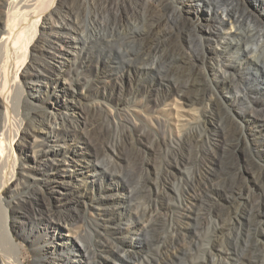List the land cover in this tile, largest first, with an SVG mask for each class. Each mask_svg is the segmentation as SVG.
I'll return each mask as SVG.
<instances>
[{
    "label": "bare ground",
    "instance_id": "obj_1",
    "mask_svg": "<svg viewBox=\"0 0 264 264\" xmlns=\"http://www.w3.org/2000/svg\"><path fill=\"white\" fill-rule=\"evenodd\" d=\"M62 1L67 6L60 11L57 6L51 7L53 0H0V191H11L22 184V181L39 182L42 185L40 198L48 196L58 200L64 197V209L53 212L49 208L46 211L47 238L42 239L44 245H52L55 250L66 252L61 257L62 260L44 258L42 264H82L85 254L89 253L88 245L76 246L72 239L80 238V230L68 228L74 223L70 212L73 207L82 212V215L90 214V218L94 217L99 226L103 227L107 222L114 223L117 220L118 228L123 220L130 227L142 222L137 215H126L124 203L133 193L128 183L121 173L108 171L109 165H121L125 158L117 149L119 144L150 152L146 141L152 137V130L157 129L160 134H153L155 141L158 147L167 151L174 140L181 142L185 128L190 130L192 124L197 125L203 115L211 112L216 94L210 90V82L213 84L215 81L214 85L227 89L226 94L231 101L235 102L244 96L250 103L256 102L262 95L250 97L249 93H253V90H248L247 87H258L264 83V71L261 68L263 63L257 55L259 49H255L262 48L264 53V20L260 31L252 33L256 34L257 40L253 49L245 41L249 34L240 30V14L230 5L231 0H196L198 8L205 9L207 18L212 22L207 25L206 34L199 39V52H195L198 59L206 64L203 69L196 68L193 63L181 65L182 60L193 58V54L187 50H171L161 60H165V63L154 59L155 55L165 53L167 44L163 38L169 34L168 29L159 27L158 22L151 23L147 30H139L130 36L129 43L142 40L137 49L114 50L111 46L113 40L105 38L101 30L107 23L104 21V11L112 13L119 7L116 6L117 3L99 5L95 0ZM251 1L255 9L264 15V0ZM154 3V0L124 2L127 12L124 24L133 26L134 17L143 13L145 18L151 17L149 11L156 9ZM83 7H95V13L91 16L95 26L91 27L88 36L86 32L90 28L82 24L77 13ZM46 11L48 21H54V25L48 27L43 24V28L38 30L40 16ZM108 25L117 31L116 34L119 33L120 26L117 22ZM24 35L26 39L23 38ZM99 38L104 40L105 47L95 49L92 45ZM149 39L152 45L146 47ZM32 41L33 45L30 46ZM25 61L21 69L20 64ZM126 62L130 66L120 68ZM125 68L132 71L130 75L133 74L137 80L129 88L118 75ZM244 68L246 75L241 77V81L245 85V91H241L235 84L237 73H242ZM169 73L172 77H169ZM147 83L155 85V88H164L162 95H156L147 102L142 97L138 98ZM16 89L20 90V95L26 90L28 96L40 98L45 104H42L40 110L21 118L19 110H22V100L14 103L12 97V92ZM131 104L134 105V111L121 110L124 114L120 117L128 121V129L123 126L119 131L118 126L123 123L115 117L121 112L119 109H123L121 107ZM160 104L170 105L174 112L173 126L160 114H155V107ZM185 104H189L191 108L185 109ZM254 111L252 112L255 113ZM261 112L262 118L252 117L250 120L253 131L260 135L256 140L258 146L264 151V110ZM11 113H16L18 120L12 121ZM180 117L185 120L180 121ZM186 132L189 133L188 130ZM171 148L176 154L182 151L180 149L178 152V148L174 146ZM63 161L67 165H63ZM180 163L182 162L167 158L165 173L174 175L175 170H181ZM219 177L215 171L205 174V195L233 193L236 188L231 185L220 183L219 186V181L213 183ZM107 181L109 185L104 184ZM90 192L91 200L88 202L86 197L89 198ZM194 197L190 193L181 203L182 217L190 216L189 201ZM105 199H108V203ZM1 201L0 198V204ZM27 201L22 202L20 207L9 206L8 210L34 212L35 208H28ZM67 204L72 205L64 211ZM149 209L148 211L152 210ZM223 228L224 225L218 223L214 231ZM128 238L130 242L125 246L132 247L136 241L133 236ZM7 244L15 246L8 238ZM128 249L117 244L110 247L109 251L103 248L98 255L99 263L134 264V255ZM211 251L209 250L210 253ZM5 253L0 252V264H23L18 250L15 254Z\"/></svg>",
    "mask_w": 264,
    "mask_h": 264
},
{
    "label": "rangeland",
    "instance_id": "obj_2",
    "mask_svg": "<svg viewBox=\"0 0 264 264\" xmlns=\"http://www.w3.org/2000/svg\"><path fill=\"white\" fill-rule=\"evenodd\" d=\"M95 1L99 5L117 3L116 6H119L112 13L104 11L103 17L107 23L105 22L103 31L101 30L103 36H106L105 38L113 40L111 46L114 50L117 48L137 49L142 40L129 43L130 36L139 30H147L151 23L158 22L159 27L168 29L169 34L163 38L167 44L165 53L155 55L156 61L163 60V57L168 56L171 50L176 52L187 50L193 54L195 59L191 58L188 60L189 62L182 60L181 65L186 66L193 63L198 69L205 68L206 64L198 59L196 54L200 50L201 42L199 39L206 34L207 25L212 24V22L207 18L206 10L198 8L196 0H154L156 9L149 11L151 17L145 18L144 13L135 16L134 25L130 27L124 24L126 23L127 12L123 4L131 0ZM231 1L230 5L233 6L237 14H240L238 18L240 30L249 34L245 41L254 49L257 40L256 34L252 35V33L260 31L264 15L255 9L251 0ZM52 3L51 7L57 6L60 11L67 6L62 0H53ZM158 4L160 5L158 6ZM94 10L95 7H88L87 9L83 7L77 11L82 24L90 28V31L86 32L87 36L90 35L91 27L95 26L91 21L92 13H95ZM47 13L46 11L40 16L38 30L43 28V24L48 27L51 24L54 25V21H48ZM112 22L119 24V33L116 34L117 31L108 25ZM23 38L26 39L27 37L24 35ZM23 38L20 40L21 43ZM146 42V47L152 45L151 39ZM31 45H33V41L30 43ZM92 47L95 49L104 48L105 42L102 38L95 39ZM255 49H259V53L257 50L256 53L262 60L261 68L264 71L263 50L262 48ZM195 52L197 53L195 54ZM119 58L121 59V57ZM25 63L26 61L21 62V69ZM161 63H165V60ZM124 66H130V63L126 62L120 68ZM131 72L125 68L123 71L121 69L118 74L119 79L124 81L128 88L130 84L137 83L134 75H130ZM245 72L244 68L242 73H237L235 86L237 85L241 91H245V85L241 81V77L246 75ZM170 74L169 77H172ZM214 82L213 84L209 83V88H212L210 90L214 95L216 94L215 106L213 105L211 112L203 115L202 121L197 122V125L194 123L191 127L189 126L190 130L183 128L184 135L180 143L178 140H174L172 143V146L178 148V152L181 151L180 149L183 152L176 154L170 145L167 151L160 146L158 147L154 136L160 134L157 129L152 130V134L150 133L152 137L150 136V139L148 138L149 140L146 141L151 149L150 152L140 151L137 147L126 144L121 146L119 144L117 147L125 158H123L121 165H109L108 171L121 173L125 182L128 183L129 189L133 193L130 192L132 196L124 203L125 212L127 217L129 214L139 216L142 220L141 223L130 227L123 220V224L118 228L119 221L117 220L114 223L107 222L106 226L103 227L99 226L94 217L90 218V214L82 215V212L76 208H71L70 212L74 218L72 219L74 223L68 228H78L81 236L78 239L70 236L69 238L75 241L76 246L84 244L88 245L89 249V253L85 254L82 259V264H100L98 257L100 251L103 248L105 251H109L114 244L129 248L128 250H131L134 255H132L135 260L134 264H264V151L258 146L257 141L260 135L253 131V124L250 120L252 117L262 118L264 83L258 87L256 85L247 87L248 90H253V93H249L250 97L262 95L256 102L250 103L244 96L235 102L231 101L226 94L227 89L214 85ZM156 88L155 85L147 83L138 98L142 97L147 102L156 95H162L164 88ZM12 97L14 103H17L19 99L22 100V110H19L21 118L27 116L28 113L40 110L42 104H45L40 98L28 96L26 90L23 91L22 95H20V90H13ZM121 108L123 109L119 110H124V112L126 110L134 111L132 104ZM184 108L191 107L189 104H185ZM250 108L252 111L256 109L255 113L250 111ZM155 109V114H160L162 118L169 121L170 126H173L174 112H172L170 105L160 104ZM2 110L4 111V107ZM180 111H184V109H180ZM121 114H124L123 111L115 117L121 119L123 123V125L118 126L119 131L123 126L128 129V121L120 118L122 117ZM11 117L12 121L18 120L16 113H11ZM178 119L180 121L185 120L184 117ZM187 130L188 134H186ZM194 137L196 138L194 139ZM5 143L6 147L7 140ZM179 145L180 147H178ZM166 157L169 160L181 161V170H175L174 175L173 173L166 174L164 170ZM176 157L178 158L176 159ZM63 165H67V163L63 161ZM3 170L2 168L1 172ZM210 171H215L220 176L213 183L219 181L217 183L219 186L221 184L231 185L236 188L233 189V193L205 195L204 177ZM18 177L20 176L18 175ZM104 184L109 185V182ZM1 185L0 181V187ZM41 188L42 185L39 182L22 181V184L11 191H0V198L2 199V204H0V247H4V245L7 247H1L0 252L15 254L18 250L23 264H42L44 258L60 261L66 252L60 249L55 250L52 245H44L43 243L42 238H47L45 230L46 211L49 208L53 212L60 211V208L64 209L62 207L64 197L58 200L48 196L40 198ZM190 193H193L195 197L191 202L189 201V204L191 203L190 216L184 218L181 216L180 207L185 197ZM88 194L89 198L86 197V199L89 202L91 192ZM66 199L67 196H65ZM26 201L28 208H35L34 212L29 213L21 209H16L15 212L8 210L9 206L20 207L21 203H26ZM105 202L108 203V199H105ZM71 205L67 204L64 211L67 210L66 207ZM148 209H152V212ZM218 223L223 224L224 228L215 232L214 227ZM128 236H133V240L136 241L132 247L125 246L130 242ZM7 238L15 246L10 247L11 245L7 244ZM99 240L104 241L100 242ZM105 241L106 243H104ZM209 250H212L211 253Z\"/></svg>",
    "mask_w": 264,
    "mask_h": 264
}]
</instances>
